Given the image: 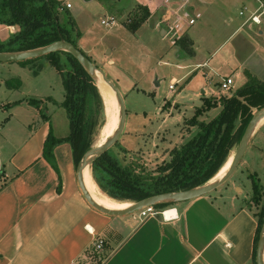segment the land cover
Listing matches in <instances>:
<instances>
[{
    "label": "crops",
    "instance_id": "crops-1",
    "mask_svg": "<svg viewBox=\"0 0 264 264\" xmlns=\"http://www.w3.org/2000/svg\"><path fill=\"white\" fill-rule=\"evenodd\" d=\"M88 1L109 14L106 17L116 19V24L108 27L120 25L115 10ZM114 1L118 9L145 6L149 16L139 27L149 23L153 32L161 37L169 35L177 48L181 46V56L186 53L195 59L179 65L187 69L181 78L201 67L217 75L221 66L233 65L227 76L236 70L240 76L247 69L264 80V26L245 22L246 15L235 22L227 14L230 3L240 5L239 14L244 8L253 11L264 7L262 1ZM60 2L64 8L69 3ZM185 2L190 12L198 11L201 16L192 25L181 21L177 35L181 44L176 45L169 29ZM215 26L225 28L226 34L207 47L205 41L216 32ZM0 27L15 31L14 26ZM223 48L228 52L212 61ZM43 65L30 69V73L36 76L41 68L49 66ZM245 80L243 74L242 83ZM30 95L0 104L3 111H10L0 122V264H252L258 216L237 195L204 194L172 204L175 218L152 215L140 222L133 214L109 216L92 208L78 188L70 144L62 142L53 148L55 166L43 156L49 130L56 137L69 132L65 110L60 106L63 98H38L41 95L36 92ZM34 97L40 99L47 119L28 102ZM15 100L21 102L9 106ZM98 239H102V247L95 250Z\"/></svg>",
    "mask_w": 264,
    "mask_h": 264
},
{
    "label": "rangeland",
    "instance_id": "rangeland-1",
    "mask_svg": "<svg viewBox=\"0 0 264 264\" xmlns=\"http://www.w3.org/2000/svg\"><path fill=\"white\" fill-rule=\"evenodd\" d=\"M63 1L69 2L72 7L64 8L61 2L62 8L59 9L61 23L68 25L67 12L72 15L75 22L74 30L78 29L81 33L77 42L78 47L83 52L87 51L86 55L116 83L124 97L127 116L118 144L127 151L123 152L120 147L113 146L123 162L133 159L153 169L168 160L170 149L180 146L196 130V127L187 123V120L194 114L195 109L202 105L203 97L218 100L222 96L231 95L243 84L244 72L241 71L239 76L236 75V70L232 77L230 76L233 80L231 90L225 95H219L218 81L221 77L232 73L233 65L231 68L226 65L221 66L216 70L217 75L201 67L193 75H190V72L186 77L181 78L187 69L179 65L192 63L195 59L186 53L181 56L179 45L181 43L178 39L175 44L179 45V48L173 44L169 35L161 37L157 32H153L149 23H144L135 32L126 27L135 13H139L140 5L118 9L114 0H94L101 7L118 13L120 25L108 27L102 24L101 20H106L109 14L98 8L96 4L88 0ZM120 1L126 4L130 2V0ZM248 2L255 3L254 0H242L240 3ZM239 6L238 3H230L227 7L228 16L233 17L235 22L243 17L238 14ZM216 28V32L205 41V46L212 47L226 34L225 28L221 26ZM7 31L8 28L0 27V39ZM233 41H236V38ZM108 48H111L110 52L107 51ZM227 52V48H223L212 61ZM43 64L49 66L41 68L36 76L30 73L33 68L38 69L44 66ZM172 83H174L173 88H170ZM96 86L99 89L97 83ZM34 92L41 95L38 98L43 99L46 98L45 95L55 100H62L64 97L61 78L44 56L21 62H0V104L22 96H32L30 93ZM98 92L106 120L108 107L100 89ZM218 95L219 97H216ZM48 106L51 107V103H48ZM111 110L118 117L117 102ZM218 110L219 106L210 108L200 115L199 119L208 120ZM9 113V110L3 111L0 107V122ZM239 126L240 120L237 119L235 136ZM101 128L94 133V145L102 140ZM236 145L234 142L230 155H233ZM253 181L261 186V198L258 202L253 198ZM220 192L237 195L255 213L261 210L264 199V120L256 127L250 146L233 175L211 194L215 196Z\"/></svg>",
    "mask_w": 264,
    "mask_h": 264
},
{
    "label": "trees",
    "instance_id": "trees-1",
    "mask_svg": "<svg viewBox=\"0 0 264 264\" xmlns=\"http://www.w3.org/2000/svg\"><path fill=\"white\" fill-rule=\"evenodd\" d=\"M260 1L264 3V0ZM60 8V0H0V25L15 27V31L10 32L5 39H0V51L33 49L62 38L78 47L81 33L78 29L74 30L75 22L70 13L67 12L69 24L61 23ZM148 16L149 10L140 5L139 13H135L126 27L134 32ZM44 58L61 77L64 97L60 106L65 110L69 132L64 137H56L49 130L43 144V156L55 166L53 148L67 142L71 146L76 167L84 152L94 145L95 131L105 122L101 96L95 80L71 53L54 51L44 55ZM244 75L245 82L231 95L218 100L203 97L202 105L187 120L190 126L196 127L194 133L180 146L171 148L170 158L155 168L149 169L133 159L123 162L113 147L95 158L90 164V171L99 189L119 201H137L157 193L201 185L211 179L230 155L234 142H239L253 111L264 107V80L247 69ZM47 98L52 100L51 97ZM20 102L15 100L9 106ZM28 102L39 109L42 118L47 119L41 109L40 99L29 98ZM217 106L219 110L213 117L199 119L205 111ZM237 119L240 120V126L235 136ZM114 146L120 147L123 152L127 151L118 142ZM260 187L256 181L252 182L256 202L261 198ZM154 206L159 209L172 207L169 204ZM256 214L258 227L252 264H255V246L264 220V200L261 210Z\"/></svg>",
    "mask_w": 264,
    "mask_h": 264
},
{
    "label": "water",
    "instance_id": "water-1",
    "mask_svg": "<svg viewBox=\"0 0 264 264\" xmlns=\"http://www.w3.org/2000/svg\"><path fill=\"white\" fill-rule=\"evenodd\" d=\"M54 51H66L71 53L84 67L91 78L96 81L98 77H101V79L111 88L114 93L118 105V117L117 125L113 133L109 135L102 143L92 145L87 151L84 152L76 164V181L85 201L95 210L109 216L129 215L148 205L154 206L156 204H177L216 190L233 175L238 164L250 146L256 127L264 120V107L253 111L252 116L248 121L239 142L236 145L235 151L232 155L231 163L221 177L214 180L209 179L207 182L201 185L193 186L187 189L157 193L137 201H132L128 206L123 208H109L99 203L89 192L84 183L83 173L85 169L90 168V164L95 158L107 151L109 148L113 147L118 142V139L124 129L127 109L124 97L119 87L111 78L107 76L103 69L97 66L89 58L88 55L83 53V51H81L71 42L63 38L33 49L20 51H0V62H19L31 58H38ZM255 264H264V220L261 224L255 246Z\"/></svg>",
    "mask_w": 264,
    "mask_h": 264
},
{
    "label": "built area",
    "instance_id": "built-area-1",
    "mask_svg": "<svg viewBox=\"0 0 264 264\" xmlns=\"http://www.w3.org/2000/svg\"><path fill=\"white\" fill-rule=\"evenodd\" d=\"M71 6L70 3H66L65 7L69 8ZM181 15L177 16L175 23L170 25L169 31L172 32L173 39L177 40V35L180 31V23L183 21L186 25H192L196 22V20L201 16L200 12H190V10L187 8V3H183V5H180ZM239 15H246L245 22H252L255 24H262L264 26V18L262 17L264 15V7L261 5L257 9L251 11L247 8L241 9L239 11ZM101 23L104 25H114L116 24V19L112 16H109L106 20L102 19ZM173 84H170V88H173ZM233 85V80L230 76H223L218 81V88H219V95H225V93H228L231 90V87ZM216 96V97H219ZM175 210L174 207H167L164 209L156 208L153 205H148L140 210L133 213L134 218L136 221L140 222L143 219H145L148 216L152 215H160L163 219H171L172 217L175 218V213H170L169 215H166V211L168 210ZM102 239H98L95 243V250H98L102 247Z\"/></svg>",
    "mask_w": 264,
    "mask_h": 264
},
{
    "label": "bare ground",
    "instance_id": "bare-ground-1",
    "mask_svg": "<svg viewBox=\"0 0 264 264\" xmlns=\"http://www.w3.org/2000/svg\"><path fill=\"white\" fill-rule=\"evenodd\" d=\"M95 82L98 84V87H99L101 93L103 94V96L105 98L106 107H108L107 114H106V120H105V122L101 128L102 140L100 143H102L109 135H111L113 133V131L117 125V115H116V113H113V111L111 110L113 108V106L116 105V101H115L113 91L101 79V77H98ZM231 160H232V155H229L228 158L226 159V161L220 167V169L211 178V180H214L216 178L221 177L225 173V171L228 169V167L231 163ZM83 177H84L85 186L87 187L89 192L93 195V197L99 203H101V204H103L109 208H123V207H126L129 205L130 202H128V201L115 200V199L109 197L108 195H106L104 192H102L99 189V187L96 185L93 177L91 176L89 168L84 170ZM172 212H174V210H172L171 212L166 211V215H169Z\"/></svg>",
    "mask_w": 264,
    "mask_h": 264
},
{
    "label": "flooded vegetation",
    "instance_id": "flooded-vegetation-1",
    "mask_svg": "<svg viewBox=\"0 0 264 264\" xmlns=\"http://www.w3.org/2000/svg\"><path fill=\"white\" fill-rule=\"evenodd\" d=\"M264 200V199H263Z\"/></svg>",
    "mask_w": 264,
    "mask_h": 264
}]
</instances>
